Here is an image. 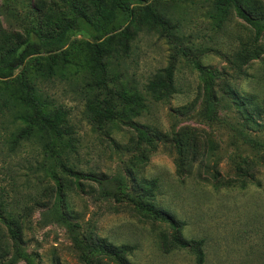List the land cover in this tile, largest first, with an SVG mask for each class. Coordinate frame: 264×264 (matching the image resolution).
Instances as JSON below:
<instances>
[{
    "label": "rangeland",
    "instance_id": "rangeland-1",
    "mask_svg": "<svg viewBox=\"0 0 264 264\" xmlns=\"http://www.w3.org/2000/svg\"><path fill=\"white\" fill-rule=\"evenodd\" d=\"M214 1L141 0L127 37L98 54L79 33L49 79L39 70L50 60L33 56L0 80L1 91L24 79L64 111L70 139L53 147L22 108L0 107V264H117L101 247L126 248L127 264H197L192 250H163L176 233L157 212L202 242L204 264H264V30L232 6L212 19ZM255 1L253 18H264ZM144 5L165 25L147 21ZM68 14L59 0H0V54L26 25ZM172 63L173 88L156 100L145 87ZM207 86L217 98L209 121ZM105 92L134 98L111 101L98 126L86 106Z\"/></svg>",
    "mask_w": 264,
    "mask_h": 264
},
{
    "label": "trees",
    "instance_id": "trees-1",
    "mask_svg": "<svg viewBox=\"0 0 264 264\" xmlns=\"http://www.w3.org/2000/svg\"><path fill=\"white\" fill-rule=\"evenodd\" d=\"M69 10L66 16L56 18L46 17L54 20H38L34 24L23 27L22 36L16 37L13 42H7L2 47L0 54V80L6 82L13 77L14 72L22 69L25 61L33 56L44 57L50 60L48 68L40 69L39 77L49 79L54 76L57 62L55 57L58 54L63 55L66 47L72 38L79 33L86 34L94 46L95 53H99V44L110 39L114 35H124L126 38V28L133 22L134 10L133 4L140 3L141 0H59ZM171 1V0H166ZM255 0H215L210 17L216 21H221L229 14V8H235L239 16L243 17L254 28L256 35L264 30V18L254 19L253 15L257 10V2ZM143 17L152 23L165 25L155 16L149 5L141 7ZM97 58V57H96ZM65 61V60H64ZM60 70V68L58 69ZM56 72V71H55ZM173 63L169 67L158 70L146 85V90L156 100H163L167 97L169 91L173 88ZM21 89L4 87L5 90L0 91V107L19 106L23 109L21 119L26 121L30 128L35 126L42 132L53 137L52 146L56 147L57 142L67 144L69 138L64 139L68 135L69 129L66 126V115L64 111L58 108L47 109L49 106L47 100L37 90H33L32 86L24 83V79L19 78ZM207 94L204 100V116L207 120L216 119L214 107L217 104V98L212 94L207 86ZM134 97L125 93H117L113 96L105 92L104 99H94L88 102L86 106V116L90 122L101 126L104 120H110L113 114L111 101L126 103L132 101ZM29 108L32 110L30 113ZM22 112V111H21ZM245 112V111H244ZM24 133V132H23ZM156 218L166 222L172 227L176 233L172 238L171 245L168 247L165 237L161 238V246L163 250L169 251L172 248L189 249L196 255L197 264H204L205 256L201 248L202 242L196 243L194 246L188 241L183 240L177 235L178 227L172 217L167 214L157 212ZM63 218V217H62ZM63 221V219H59ZM66 223V221H63ZM70 232H73L72 226L66 223ZM74 241L77 240L75 235ZM18 241L15 240L18 248ZM94 253V251H91ZM95 252L102 253L108 257H112L117 264H127V250L124 247L116 249H105L101 247ZM17 255H14L9 264H14Z\"/></svg>",
    "mask_w": 264,
    "mask_h": 264
}]
</instances>
